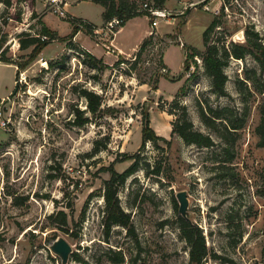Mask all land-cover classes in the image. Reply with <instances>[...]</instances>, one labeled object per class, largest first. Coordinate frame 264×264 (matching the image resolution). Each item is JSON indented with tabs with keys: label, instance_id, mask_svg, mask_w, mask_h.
<instances>
[{
	"label": "rangeland",
	"instance_id": "obj_1",
	"mask_svg": "<svg viewBox=\"0 0 264 264\" xmlns=\"http://www.w3.org/2000/svg\"><path fill=\"white\" fill-rule=\"evenodd\" d=\"M9 1L6 7L0 0V60L25 63L32 48L21 50L20 41L43 26L57 39L26 69L0 61V113L10 120L0 128V264H62L50 249L59 238L72 248L68 264H192L180 228L181 192L188 220L206 239L202 264H264V147L257 134L264 68L251 56L233 59L225 69L227 95L220 97L202 60L214 17L222 24L211 44L222 47L226 37L244 44L252 32L264 45V0H207L208 10L189 7V0L188 14L182 0H167L161 9L167 19L140 16L116 30L117 52L111 33L69 39L70 16L104 29L99 4L68 0L62 16L49 0H35L33 9ZM145 2L154 7L151 0H128L137 13ZM84 91L99 96L97 112H90ZM201 109L224 119L212 117L208 127ZM184 112L215 146L187 145L172 134ZM145 116L169 143L143 145ZM134 164L112 198L108 169L123 174ZM115 200L128 227H108Z\"/></svg>",
	"mask_w": 264,
	"mask_h": 264
},
{
	"label": "trees",
	"instance_id": "obj_2",
	"mask_svg": "<svg viewBox=\"0 0 264 264\" xmlns=\"http://www.w3.org/2000/svg\"><path fill=\"white\" fill-rule=\"evenodd\" d=\"M18 2H28L32 9L36 5L35 0H17ZM92 2L99 4L103 7L104 12L102 14L103 21L108 23L115 18H119L122 20V27L126 24V22L140 17L146 16L151 20L153 16H151L148 12H135L134 7L128 3V0H91ZM154 3V8L163 9L162 7L165 5L167 0H151ZM1 2L6 6H11V1L9 0H1ZM33 16H37L36 12H33ZM68 21L71 23L73 27V32L69 39L74 38L79 32H83L86 35L94 36V32L97 30L96 26L91 22L84 20L82 18H76L70 16ZM222 24L220 17H214L209 27L204 32V47L205 52L202 54L203 66L206 75L210 78L213 93L217 96L224 97L227 95L226 85L228 82V76L225 73V69L229 67L230 62L233 59L236 60H245L248 56L254 58L262 68H264V45L259 38V35L252 32H246V42L244 44L233 42L232 40L228 42L227 37L224 39L225 43L222 47L217 44L210 43V35L220 27ZM120 26V27H121ZM153 26V21H152ZM28 38L20 41L21 50H27L32 48V53L29 56V59L18 65L12 62L9 59L2 58L1 62L6 64L17 65L19 69H26L42 52L43 50L50 44L51 41L56 40V34L43 26L41 33L38 36H31L30 34H25ZM153 36V33L149 38L145 39L141 45V50L145 48L149 39ZM1 47V46H0ZM187 49L186 46H184ZM192 52L193 57L198 56V49L189 48ZM187 57L190 56L186 51ZM189 69V66H187ZM248 80L252 81V78L247 77ZM181 92V91H180ZM257 92L260 94L264 93V89H258ZM182 93V92H181ZM84 97L87 99L89 103L90 112H97L100 106V98L96 94L92 92H83ZM178 102H174L176 106ZM177 107V106H176ZM213 114V116H211ZM201 116L203 122L208 126L213 128L215 119H224L221 118V115L217 111H213L211 109L207 110L201 109ZM223 123V122H221ZM231 122L228 120L226 122L225 129L228 131ZM173 135H178L187 145H196L200 148H211L215 146V142L213 138L209 135H205L197 130H195L192 121L188 118L187 112H184L182 117L177 119L172 124ZM232 129L233 125L231 126ZM229 132V131H228ZM257 134L260 137V146L264 147V110L262 111V119L261 123L257 128ZM152 141L157 143L158 141H165L169 143L164 138L157 136L155 132L150 128V122L148 117L145 116L144 119V127H143V145L146 142ZM96 150L94 153H97ZM126 157V156H125ZM134 159V158H133ZM111 172V179L107 182L108 192L111 193L112 198L116 195L117 188H113L115 184L122 185L125 183L127 178L132 175L136 171V165L131 166L127 171L123 174H119L113 168L108 169ZM110 201V198L108 199ZM63 219L62 224H67V215L62 213ZM180 228L182 230V237L185 239L186 243L189 245L190 249V261L192 264H202L204 259H206L208 255L206 239L204 234L196 228L189 220H186L182 217H179ZM112 225H121L124 227L129 226V216L123 212L121 206L117 200L113 202L111 206V211L108 216V227L110 228Z\"/></svg>",
	"mask_w": 264,
	"mask_h": 264
},
{
	"label": "built area",
	"instance_id": "obj_3",
	"mask_svg": "<svg viewBox=\"0 0 264 264\" xmlns=\"http://www.w3.org/2000/svg\"><path fill=\"white\" fill-rule=\"evenodd\" d=\"M207 0H194L190 3L189 7H197L199 5H203L204 9L208 10ZM50 7L53 10V12L58 13L62 16H64L65 13V6L67 5L66 0H49ZM148 12L153 18H166L171 16L166 11H161L159 9H156L152 6L151 3L145 2L142 6V12ZM122 25V20L119 18H115L111 20L110 22L106 23L104 29H100L99 31L96 30V33L104 34L105 33H111L116 35V30L119 29V27ZM157 21H153V27H156ZM0 128L6 129L10 126V120L8 118H5L2 113H0Z\"/></svg>",
	"mask_w": 264,
	"mask_h": 264
},
{
	"label": "water",
	"instance_id": "obj_4",
	"mask_svg": "<svg viewBox=\"0 0 264 264\" xmlns=\"http://www.w3.org/2000/svg\"><path fill=\"white\" fill-rule=\"evenodd\" d=\"M190 10L186 12L188 14ZM177 199L180 204L179 213L182 218L188 220L189 202L185 192L178 194ZM51 251L61 259L62 264H68L72 254V248L64 238L57 239L50 247Z\"/></svg>",
	"mask_w": 264,
	"mask_h": 264
},
{
	"label": "crops",
	"instance_id": "obj_5",
	"mask_svg": "<svg viewBox=\"0 0 264 264\" xmlns=\"http://www.w3.org/2000/svg\"><path fill=\"white\" fill-rule=\"evenodd\" d=\"M66 1H67V5L65 6V12L68 13V12H69L68 9L70 8V4H69L68 0H66ZM81 1H90V2H92L91 0H74V3H79V2H81ZM189 2H190L189 0H182V1H181V5L184 6V9H186V11L190 9L189 7H187V4H188ZM103 12H104V9H103ZM74 17H76V16H74ZM145 17H146V16H145ZM76 18H79V17H76ZM82 19L87 20V21H89V22H91L92 24L97 25V26H100V25H101V24H96V23H94V22L88 20L87 18H82ZM102 22H103V21H102ZM158 25H159V23L157 22V25H156V27H155V30L157 29V26H158ZM122 29H123V28H122ZM151 33H152L151 30L148 31L146 37H144V39H143L142 42L140 43V46L142 45V43L144 42V40L147 39V38L149 37V35H150ZM80 34H82V32H79V33H78L77 38L80 36ZM117 36H118V32L116 33L114 39H113L112 42H111V44L113 45L114 50H115L116 52H117V49H116V47H115V38H117ZM92 53H93V52H92Z\"/></svg>",
	"mask_w": 264,
	"mask_h": 264
}]
</instances>
